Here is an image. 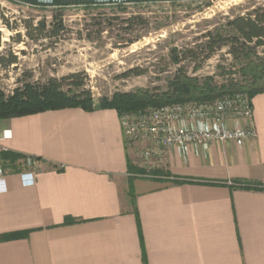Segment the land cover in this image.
Listing matches in <instances>:
<instances>
[{"label":"crops","instance_id":"obj_1","mask_svg":"<svg viewBox=\"0 0 264 264\" xmlns=\"http://www.w3.org/2000/svg\"><path fill=\"white\" fill-rule=\"evenodd\" d=\"M251 106L255 139L170 151L151 169L111 109L0 121V264H264V192L234 187H264V93ZM14 155L41 160L32 184Z\"/></svg>","mask_w":264,"mask_h":264},{"label":"rangeland","instance_id":"obj_2","mask_svg":"<svg viewBox=\"0 0 264 264\" xmlns=\"http://www.w3.org/2000/svg\"><path fill=\"white\" fill-rule=\"evenodd\" d=\"M263 3L264 0H198L175 5L160 3L139 10L128 7V13L122 15L124 18L139 12L149 19L150 24L147 28L137 26L134 29L147 32L139 42L121 48L118 46L125 44V40L132 35L117 33L119 21H112V28L108 21L95 17L97 14L111 16L114 10L108 7L91 11L68 7L64 11L67 33L58 43L51 45L47 41L32 43L25 38L20 27L22 21L28 18H33L34 22L42 17L50 20L49 11H36L0 0L2 13L9 24L18 26V33L24 41L17 44L12 39L17 33L0 24V57L7 61L12 52L18 58L17 65L7 69L0 67V92L8 97L24 83L43 84L49 78L60 79L71 74H78L84 80V90L90 92L95 105L109 102L115 93L136 90H149L153 94L165 92L168 81L179 67L170 62L171 48L182 51L188 46L201 44L202 36L225 18L244 15ZM160 26L164 28L153 31ZM100 28H106V31L98 35ZM227 50L224 47L217 51L202 62L197 71L193 70L191 59L194 56L180 66L199 81L210 77L217 85L233 81L245 86L248 79L240 72L243 64L235 62ZM257 53L264 58V47L259 48ZM204 56L205 52L198 50V61ZM130 70L143 73L121 77Z\"/></svg>","mask_w":264,"mask_h":264},{"label":"trees","instance_id":"obj_3","mask_svg":"<svg viewBox=\"0 0 264 264\" xmlns=\"http://www.w3.org/2000/svg\"><path fill=\"white\" fill-rule=\"evenodd\" d=\"M8 3L27 7L36 11H49L50 20L47 17H42L37 22L33 18H28L22 21L21 28L24 31V36L32 43L50 42L51 45L58 43L67 33L66 24L64 21V11L67 8H42L31 7L13 0H4ZM195 2V1H191ZM179 2H169L170 5H175ZM160 3H138V4H118L108 6H83L74 7L81 8L86 11L99 10L105 7L114 10L111 16L97 14L95 17L111 22L119 21L117 33L132 35V38L125 40L121 48L131 46L139 42L147 32H137L134 30L137 26L148 27L150 22L141 13L136 12L128 18L122 15L127 14L128 7L134 9H143L149 6L159 5ZM0 24L10 32L17 33L12 39L17 44H23L21 35L18 33L17 25L13 27L8 23L6 16L0 9ZM101 27V24H97ZM163 26L154 28L155 31L163 29ZM111 29V28H109ZM106 28H100L98 35L105 32ZM133 33H136L133 35ZM141 33V34H140ZM150 33V32H149ZM89 40L90 37L87 36ZM203 42L188 46L186 49L179 51L177 48H171L169 57L171 64L179 66L174 76L167 83V90L162 93L153 94L149 90H136L128 93H115L109 102H102L98 105L94 104L89 91L84 90V80L79 78L78 74H71L66 77L57 79L49 78L43 84L24 83L21 87L16 88L12 95L6 97L0 92V121L21 118L31 115H36L51 111H60L65 109H80L84 112H92L95 109H111L116 111L118 116L124 113H131L146 109H152L167 105L183 102H198L209 103L222 97L225 94H232L240 91L247 92L250 99L255 95L264 93V58L258 56L257 50L264 47V3L257 5L250 12L244 15L231 16L223 20V22L208 30L202 36ZM227 47V54L232 57L235 62L243 64L240 69L241 75L248 79L245 86L239 85L237 82L227 81L221 85H217L212 78L207 77L199 81L195 77H190L180 64L192 57L193 70H199L202 62L210 59L217 51ZM198 50L205 52V56L201 61L196 57ZM23 53V52H22ZM10 58L5 61L4 57H0V67L7 69L10 66L17 65L18 58L10 52ZM143 72L130 70L122 75V78H128L131 75H140ZM8 155L7 151L0 154V159ZM27 159L34 160L40 163L39 158L26 157L22 155H14L10 162L14 164L18 160L23 163ZM134 172L141 174L139 169ZM172 185H207V186H222L223 183H212L206 181H196L188 179H172ZM246 191L264 192V187L252 186L246 182H238L234 186ZM130 204L134 207L133 196L130 192Z\"/></svg>","mask_w":264,"mask_h":264},{"label":"built area","instance_id":"obj_4","mask_svg":"<svg viewBox=\"0 0 264 264\" xmlns=\"http://www.w3.org/2000/svg\"><path fill=\"white\" fill-rule=\"evenodd\" d=\"M124 141L128 146L144 144L140 152L143 167L151 169L154 160L160 161L170 151L183 158L201 156L212 144L256 138L253 126L251 99L247 92L225 94L209 103L183 102L172 105L124 113L120 116ZM0 154L6 151L1 144ZM38 162L27 159L29 171L20 177L25 184L34 182ZM5 172L0 160V180Z\"/></svg>","mask_w":264,"mask_h":264},{"label":"water","instance_id":"obj_5","mask_svg":"<svg viewBox=\"0 0 264 264\" xmlns=\"http://www.w3.org/2000/svg\"><path fill=\"white\" fill-rule=\"evenodd\" d=\"M15 2L42 8H68L83 6H108L118 4H138V3H169V2H191L198 0H13Z\"/></svg>","mask_w":264,"mask_h":264}]
</instances>
